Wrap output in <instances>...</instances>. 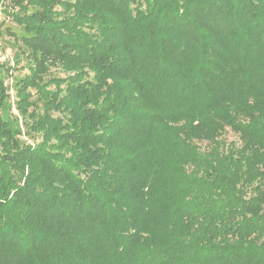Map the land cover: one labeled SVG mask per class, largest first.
I'll use <instances>...</instances> for the list:
<instances>
[{"label":"trees","instance_id":"16d2710c","mask_svg":"<svg viewBox=\"0 0 264 264\" xmlns=\"http://www.w3.org/2000/svg\"><path fill=\"white\" fill-rule=\"evenodd\" d=\"M0 41V264H264V0H0Z\"/></svg>","mask_w":264,"mask_h":264},{"label":"rangeland","instance_id":"374dc122","mask_svg":"<svg viewBox=\"0 0 264 264\" xmlns=\"http://www.w3.org/2000/svg\"><path fill=\"white\" fill-rule=\"evenodd\" d=\"M13 57H14V50L13 48L7 44V42L0 41V62L6 63L7 65L13 67ZM27 73V70L25 68H21L18 66V69L14 70L13 75L7 79V85L9 86L10 93L12 95V101L14 100V89L10 88L12 86V83L14 81L13 77H21ZM13 113L16 115L17 111L13 109ZM224 140L227 141V143H239L237 135L232 133L231 131L226 132L224 134ZM200 147L202 150L205 149L206 143L200 144Z\"/></svg>","mask_w":264,"mask_h":264}]
</instances>
